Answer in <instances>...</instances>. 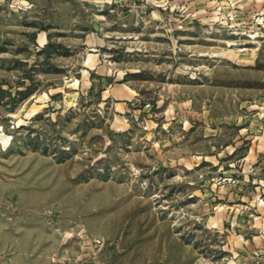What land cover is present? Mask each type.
Instances as JSON below:
<instances>
[{
  "label": "rangeland",
  "instance_id": "1",
  "mask_svg": "<svg viewBox=\"0 0 264 264\" xmlns=\"http://www.w3.org/2000/svg\"><path fill=\"white\" fill-rule=\"evenodd\" d=\"M196 12L0 0V264H264V11Z\"/></svg>",
  "mask_w": 264,
  "mask_h": 264
},
{
  "label": "crops",
  "instance_id": "2",
  "mask_svg": "<svg viewBox=\"0 0 264 264\" xmlns=\"http://www.w3.org/2000/svg\"><path fill=\"white\" fill-rule=\"evenodd\" d=\"M196 2L197 16L205 17V8L212 9L213 17L219 18V20L229 21L230 18L243 19L246 16H250L254 13H259L264 11L263 0H194ZM98 63L100 65L101 59L97 57ZM92 61L95 63L96 58L92 57ZM102 64L98 69L101 70ZM103 73H105L106 67H103ZM92 68H90V71ZM107 77L106 73L104 77ZM103 80L107 82V94L111 95L112 98L116 100H121L123 103L130 101L133 90L128 84L122 82H110L109 78L106 77ZM264 125V120L261 122ZM259 139L251 145L249 152H247L245 157H254L261 159L264 156V131ZM250 155V156H249ZM260 217V216H259ZM258 220V229L252 236L243 237V248L247 249L249 252H255V250L264 251V217Z\"/></svg>",
  "mask_w": 264,
  "mask_h": 264
},
{
  "label": "built area",
  "instance_id": "3",
  "mask_svg": "<svg viewBox=\"0 0 264 264\" xmlns=\"http://www.w3.org/2000/svg\"><path fill=\"white\" fill-rule=\"evenodd\" d=\"M254 20H255L254 23H255L256 25H260V26H262L263 29H264V17H263V16L255 17Z\"/></svg>",
  "mask_w": 264,
  "mask_h": 264
}]
</instances>
